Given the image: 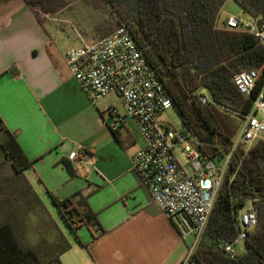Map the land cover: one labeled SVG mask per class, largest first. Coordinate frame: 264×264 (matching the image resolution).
<instances>
[{"label": "crops", "instance_id": "crops-1", "mask_svg": "<svg viewBox=\"0 0 264 264\" xmlns=\"http://www.w3.org/2000/svg\"><path fill=\"white\" fill-rule=\"evenodd\" d=\"M51 19L40 23L22 0L0 2V119L31 162L24 179L70 245L60 264H179L189 236L179 235L132 169L143 147L136 126L115 95L90 100L64 57L80 44L52 37L42 25ZM75 33V43L99 40ZM106 108L116 114L105 116ZM76 194L98 227L74 231L65 222L53 197Z\"/></svg>", "mask_w": 264, "mask_h": 264}, {"label": "trees", "instance_id": "trees-1", "mask_svg": "<svg viewBox=\"0 0 264 264\" xmlns=\"http://www.w3.org/2000/svg\"><path fill=\"white\" fill-rule=\"evenodd\" d=\"M22 1L41 23L35 9L53 16L66 9L71 0ZM82 1L105 16L96 26L99 39L120 28L128 31L204 153L217 161L228 155L241 121L264 88V44L243 30L219 27L227 0ZM233 1L249 18L264 24V0ZM244 71L258 75L249 96L242 95L233 82ZM203 92L210 101L207 105L199 101ZM0 150V171H10L6 180L24 182L27 192L22 191L34 199L46 218L42 228L52 229L57 236L54 240H58L44 241V246L27 244L25 227L15 212L9 213L0 221V264H60V256L70 245L24 179L23 172L31 162L1 119ZM65 164L74 175L69 163ZM53 201L72 230L81 225L98 227L81 194L67 200L53 197ZM247 202L256 212L257 226L248 234L244 255L230 259L220 243L236 239L237 215ZM195 259L198 264H264V141L248 150L242 145L234 150Z\"/></svg>", "mask_w": 264, "mask_h": 264}, {"label": "built area", "instance_id": "built-area-1", "mask_svg": "<svg viewBox=\"0 0 264 264\" xmlns=\"http://www.w3.org/2000/svg\"><path fill=\"white\" fill-rule=\"evenodd\" d=\"M220 28L240 29L264 44V24L249 18L246 22L235 17L220 19ZM65 61L74 78L90 100L115 95L125 110V116L136 126L143 147L132 157V169L148 188L153 202L174 224L181 237L194 236L195 242L179 264H198L196 248L204 234L216 197L224 182L234 150L242 145L247 150L264 141V88L254 98L251 110L241 121L231 152L217 161L202 150L196 136L186 127L177 131L158 121L157 116L174 108L166 88L142 55L136 42L124 28L93 43H81L65 52ZM258 75L244 71L233 78L238 91L249 96ZM202 105L210 101L205 92L199 98ZM115 115L106 108L105 116ZM116 132L118 127H110ZM181 150L185 164L176 151ZM81 160L76 153L72 161ZM238 234L232 242L220 247L230 259L237 257L234 247L248 239L257 226L256 212L248 206L237 215Z\"/></svg>", "mask_w": 264, "mask_h": 264}, {"label": "rangeland", "instance_id": "rangeland-1", "mask_svg": "<svg viewBox=\"0 0 264 264\" xmlns=\"http://www.w3.org/2000/svg\"><path fill=\"white\" fill-rule=\"evenodd\" d=\"M2 1L3 0H0V2ZM35 12L38 13L41 20L52 18L42 23L52 37H55L57 41L58 37H61L62 41H70L74 46H77V44L81 45L80 42L75 43V30L78 32L79 30L85 31V36L87 38L92 37L94 33L95 36L99 38V34L96 32V26L101 24L105 19L104 15L86 5L82 0H71L69 6L64 9V11L62 10L61 13H57L58 15H46L38 9H35ZM231 16L242 22L249 20V17L242 12L240 7L233 0H227L222 8L221 19ZM61 20H68L69 22L65 23ZM53 28H55L56 32H53ZM157 119L161 121V123L177 131L182 130L184 127L182 119L174 108L164 111L157 116ZM176 155L179 161L185 164L186 159L183 152L177 150ZM2 158L3 155L0 150V161ZM10 175L11 173L7 169L0 171V221L5 220L9 213H13L14 215L16 213V218L19 219L18 221L25 227L24 235L26 236L27 244L33 246L42 244L44 246V241H48L49 243L57 242L58 240H54L57 236L52 229H47L46 226L42 228V220H46V218L34 199L30 195H25L23 192H27V187L24 182L6 180V176ZM248 206H250L249 202H247L245 208ZM188 240L189 246H191L195 242V237L191 235ZM53 250L55 251L56 247H54ZM234 250L237 256L241 257L245 253V245L241 243L235 246Z\"/></svg>", "mask_w": 264, "mask_h": 264}]
</instances>
